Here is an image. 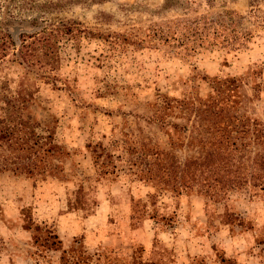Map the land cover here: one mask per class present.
<instances>
[{"label": "rangeland", "instance_id": "obj_1", "mask_svg": "<svg viewBox=\"0 0 264 264\" xmlns=\"http://www.w3.org/2000/svg\"><path fill=\"white\" fill-rule=\"evenodd\" d=\"M57 23L70 34L38 43L51 59L18 63L21 34ZM234 31L245 41L228 50ZM0 37V115L20 93L51 168L0 169V264H264L263 191L206 193L176 172L217 151L220 124L200 113L213 77L236 79L224 113L264 126V0H0ZM232 130L250 170L264 149Z\"/></svg>", "mask_w": 264, "mask_h": 264}, {"label": "trees", "instance_id": "obj_2", "mask_svg": "<svg viewBox=\"0 0 264 264\" xmlns=\"http://www.w3.org/2000/svg\"><path fill=\"white\" fill-rule=\"evenodd\" d=\"M70 32L69 26L65 23H57L48 34L44 35L43 32L42 35H39L31 41H25V38L34 37V34H21L20 45L14 53L17 62L25 66H30L35 61L41 62L40 59L42 57H47L48 60L51 59V48L44 44L39 45L38 43L47 39H53V41L56 42L61 36L70 34ZM235 33L234 31L232 35H227V39L232 41L227 42L224 46L228 50L237 49L242 46L245 41V36H242V40L241 38L240 40H236L239 39V36H236ZM4 41L5 39L0 37V47L2 51L7 47ZM183 49L189 52H195L197 48L192 44H186L183 46ZM39 67L42 69L43 66L40 64ZM235 80L236 79L233 78L220 79L216 76L213 77L211 87L215 90V94L209 95L204 101H200L202 107L200 113H203V116L207 117L206 119H210V125H216V122L220 124L216 125L219 127L218 129H211L215 134L220 133L217 136L219 139L216 143H211V145L216 147L213 150L217 151L204 156L206 164L197 163L191 170H189L188 167H181L176 171L178 172L177 183L183 185V187L187 186L190 188L192 183L195 184L201 181L205 186L204 192L207 191L206 193H208V188L210 190L215 186H217V188H215L216 190L218 189L219 192H223L246 183L258 187L264 193V155L257 157L252 165V169L249 170L247 165H244V161L240 160V155L236 154V152H239V149H241V146H236L235 141H228V137L231 135L228 130L234 128L232 131L236 136L241 138L248 135L253 142L261 146L262 150L264 149V126L262 122H257L256 120L249 121V118H240L235 115H227L224 113V110L227 109L225 105H223L227 104L225 102V93L233 91L235 86L231 84L232 81ZM5 103L9 110L5 111L3 115H0V144H6L8 146L14 145V147H16L15 149L23 152V155L15 156V161H13V159L4 160L3 162L0 161L2 165L0 169H16L20 173H25L29 177H32L34 180L43 179L51 168L48 169L44 162L36 166L35 162L40 161V156H38L39 150L42 149L44 143L42 140H39L40 136L34 131L33 126L22 118L21 111L23 108L21 105L23 106V104H21L20 93L17 96L6 98ZM164 104L169 107L168 102H164ZM216 108L218 109L216 110ZM155 119L163 123L162 115H158ZM249 126H251V130ZM235 138L237 139V137ZM47 142L50 145L49 149L51 155L58 156L62 154L61 147L53 143L52 140ZM229 147L230 151L228 155L220 153L221 148L226 150ZM231 151L232 153L230 154ZM32 155L34 156L33 158H31ZM60 171H62L61 168L53 174L59 173ZM215 189L211 190V193H215ZM220 261L232 264L228 258L220 257Z\"/></svg>", "mask_w": 264, "mask_h": 264}]
</instances>
